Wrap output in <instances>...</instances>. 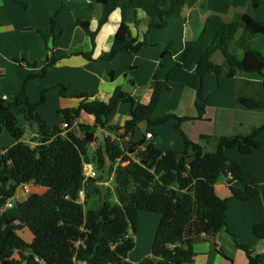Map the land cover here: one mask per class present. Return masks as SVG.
I'll return each mask as SVG.
<instances>
[{"label":"trees","instance_id":"16d2710c","mask_svg":"<svg viewBox=\"0 0 264 264\" xmlns=\"http://www.w3.org/2000/svg\"><path fill=\"white\" fill-rule=\"evenodd\" d=\"M80 1L87 2L88 7L93 4L102 6L93 31L86 21L79 18L76 21L77 26L90 37L92 45L109 15L115 10L122 15L110 49L97 57L100 61H108L119 53H137L146 44V40L137 41L133 37L130 26L124 21L127 10H141L148 18L149 28H165L169 18L180 16L187 0ZM251 2L258 7L261 0ZM64 7L65 4L60 2L50 15V33L41 34L45 46L49 38L53 45L61 34L56 28V17ZM239 29L242 31L236 38ZM257 34H264V23L255 16L241 14L229 22L209 16L193 44L185 47L180 61L187 58L194 45L204 43L206 48L196 64L200 80L205 73L219 74L226 67L230 77L242 72L257 73L264 86V59L251 47ZM216 51L223 56V65L212 61ZM52 52L44 61L42 76L58 60ZM72 53L75 51L69 52ZM80 54L87 59L92 57V51ZM26 64L37 66L35 63ZM179 66L180 62L176 64ZM165 89H168L167 81L157 80L146 105H139L119 87L108 102L90 100L92 93H77L78 106L60 111L63 121L68 123L83 112L92 115L97 126L107 129L116 102L121 100L131 104L130 118L123 128L130 136L129 153L138 161L123 154L118 144L108 137L107 157L100 143L93 157L98 169L112 174L114 203L109 201V188L102 185L101 177L85 180L83 176V163H91L85 160L88 147L92 142H99L95 127L80 125L62 133L61 126H47L37 110L44 100L46 88L36 103L27 99L24 88L12 101L0 99V128H5L15 140L14 145L0 152V264H192L196 255L194 237L199 234L214 237L226 226L228 200L215 193L217 180L221 176H231L228 185L232 198L247 201L258 194L255 173L225 157L223 151L237 148L240 153L247 154L259 148L257 135L264 132V125L253 127L246 135H203L199 142H193L182 134L184 148L181 151L159 148L148 143L144 136L135 141V128L141 121L148 123L146 131L151 132L152 124L162 123L172 116L166 114L154 121L150 118ZM240 102L249 109L264 108L262 101L241 98ZM21 104L25 105L23 115L26 122L36 127L37 137L33 140L40 143L35 146L21 141L25 132L12 111L13 106ZM196 108L198 116L202 117L204 104L197 102ZM176 118V127L180 129L184 118ZM207 146L213 149L206 150ZM30 182L47 190L15 202L18 215L4 210L17 187ZM235 182L241 185H234ZM80 190L84 191L82 203L77 201ZM93 197L97 198V205L86 207ZM140 211L155 212L161 218L150 254L134 263L128 260V254L135 246ZM24 227L33 234L31 242H26L17 232ZM253 233L264 240V222L255 224ZM232 237L237 247L245 251L248 264L261 261V255L253 254L234 234Z\"/></svg>","mask_w":264,"mask_h":264},{"label":"crops","instance_id":"0c3cea01","mask_svg":"<svg viewBox=\"0 0 264 264\" xmlns=\"http://www.w3.org/2000/svg\"><path fill=\"white\" fill-rule=\"evenodd\" d=\"M60 2L65 4L56 17V28L61 34L53 45L49 38L45 46L41 34L49 35L50 15ZM101 13L100 4L88 7L87 2L80 0H0V99L12 101L24 88L27 99L35 103L46 88L44 100L37 109L38 114L47 126L60 127L63 122L60 111L78 106L77 93H92L90 100L108 102L119 87L139 105H146L151 99L155 82L166 80L168 89L162 91L150 118L154 121L166 114L172 116L162 123L152 124V137L146 139L148 143L165 150L181 151L184 148L182 134L193 142H199L203 135H246L253 127L264 125V108L249 109L240 102L241 98L264 102L260 75L242 72L230 77L226 67L222 66L219 74L205 73L200 80L196 74V64L206 48L204 43L194 45L187 58L180 61L185 47L193 44L207 17L217 16L229 22L241 14H248L264 23V0L258 7H254L251 0H187L180 16L169 18L165 28H149L148 18L141 10H127L124 21L130 26L133 37L137 41L146 40V44L137 53H119L108 61H100L97 57L110 49L122 20L120 11L115 10L109 15L96 34L94 45L76 24L79 18L86 21L93 31ZM241 31H237L236 38ZM251 47L259 51L264 59V34L254 36ZM72 51L75 53L69 54ZM89 51H92L91 59L80 54ZM50 52L58 60L42 76V66ZM211 59L220 65L224 63L218 51L213 53ZM27 62L37 66H28ZM178 62L180 66L176 67ZM197 102L204 104L202 117L198 116ZM48 104L52 105L48 107ZM24 109V104L12 107L25 132L21 141L37 137L36 127L29 126L24 118ZM130 113L131 104L118 100L109 116L107 129L123 127ZM81 115L94 119L83 112ZM176 117L184 118L180 122V129L176 127ZM137 126L142 131V137L145 136L148 123L141 121ZM257 139L259 148L247 154L240 153L237 148L225 149L223 153L255 173L258 194L247 201L232 198L227 176L217 180L215 193L228 200L226 226L214 237L205 234L194 237L196 255L192 264H248L245 251L237 247L232 234L253 254L262 256L257 264H264V240L253 233V226L264 222V132H260ZM14 144L15 140L9 132L0 128V152ZM94 144L92 142L91 146ZM212 149L211 146L206 147V150ZM188 153L192 154L190 149ZM85 163L92 168L90 163ZM26 184L28 192L24 191L22 185L18 186L10 199L13 206L4 210L18 215L15 202L47 190L31 182ZM234 185L241 184L235 182ZM140 212L135 249L128 254V260L134 263L150 254L161 218L155 212ZM17 232L26 242L32 241L33 234L26 227L19 228ZM139 243L141 251L133 255Z\"/></svg>","mask_w":264,"mask_h":264},{"label":"built area","instance_id":"2783aa9c","mask_svg":"<svg viewBox=\"0 0 264 264\" xmlns=\"http://www.w3.org/2000/svg\"><path fill=\"white\" fill-rule=\"evenodd\" d=\"M80 125H90L92 127H95L96 129L100 128L99 126H97L94 119L91 120L87 118V116L85 115H80L79 117L74 118L71 123H68L67 121H63L61 124V127L63 128L62 133H65L66 131L72 128H79ZM101 129L106 137H108L111 141H115L118 144L123 154L130 155L129 153L130 136L129 134L126 133L123 127H119L115 129H103V128ZM144 137L145 139H150L152 137L151 132H146ZM22 142L25 144H29L30 146H35L36 144L40 143L39 141L33 140V139L25 140ZM2 152L3 151H1V153ZM130 156L134 161H138V158L136 156H132V155ZM83 176L85 180L94 179L97 176V173L93 168L90 167V165L83 163ZM230 180H231V176L227 175V181H230ZM22 187L25 192H28V186L26 183L23 184ZM77 201L80 203L84 201V191L83 190L79 191ZM12 206H13L12 200H8L4 208L8 209V208H11Z\"/></svg>","mask_w":264,"mask_h":264},{"label":"rangeland","instance_id":"374dc122","mask_svg":"<svg viewBox=\"0 0 264 264\" xmlns=\"http://www.w3.org/2000/svg\"><path fill=\"white\" fill-rule=\"evenodd\" d=\"M41 97V96H40ZM40 100V99H39ZM39 100L37 102H39ZM36 103V102H35ZM42 103V102H41ZM39 103V106L40 104ZM52 104H48L47 106L50 107ZM48 109V108H47ZM81 135V134H80ZM106 137V136H105ZM99 141V140H98ZM96 144H94V146H89L88 147V153H87V158L85 160L87 161H90L91 163V166L92 168L96 171L97 173V176L94 178L96 179L97 177H101L102 178V181L104 182V185L106 187L109 188V201L111 203H114L116 202V198L113 194V187H114V184H113V177H112V174H108L107 170H103L101 171L100 169L97 168L96 166V162L94 161L93 157H94V152L96 150V148L98 147V144L100 142H95ZM108 161V159H107ZM118 162H115L114 163V167L116 166ZM97 198H91V200L87 203L86 207H95L97 205ZM16 211V209H14ZM141 213V212H140ZM134 239H135V236H134ZM135 247V246H134ZM135 249V248H134ZM133 250V249H132ZM141 251V243H139L138 245V248L135 250V252H133V255H138L139 252ZM132 252V251H131ZM132 255V256H133Z\"/></svg>","mask_w":264,"mask_h":264},{"label":"water","instance_id":"95a60500","mask_svg":"<svg viewBox=\"0 0 264 264\" xmlns=\"http://www.w3.org/2000/svg\"><path fill=\"white\" fill-rule=\"evenodd\" d=\"M95 135L97 137V139L99 140L100 142V146H101V149H102V152L104 153L105 157H107V154H106V144H107V139L102 131L101 128H98L96 129L95 131ZM142 137V131L140 130V128L137 126L135 128V132H134V140L135 141H138L140 140ZM214 242V239L212 238L211 239V243Z\"/></svg>","mask_w":264,"mask_h":264},{"label":"clouds","instance_id":"9594fccd","mask_svg":"<svg viewBox=\"0 0 264 264\" xmlns=\"http://www.w3.org/2000/svg\"><path fill=\"white\" fill-rule=\"evenodd\" d=\"M102 185H104V184H102Z\"/></svg>","mask_w":264,"mask_h":264}]
</instances>
